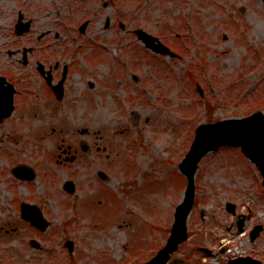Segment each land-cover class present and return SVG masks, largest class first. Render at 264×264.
Listing matches in <instances>:
<instances>
[{
	"label": "rangeland",
	"instance_id": "1",
	"mask_svg": "<svg viewBox=\"0 0 264 264\" xmlns=\"http://www.w3.org/2000/svg\"><path fill=\"white\" fill-rule=\"evenodd\" d=\"M200 7L196 13L184 11V28L171 29L170 45L181 57L163 59V65L135 46L126 51L122 43L102 45L97 28L86 35L64 30L70 39L58 41L54 52L64 51L76 65L64 100L57 102L37 87L21 89L12 119L24 113L20 120L29 119L26 128L31 123L20 132L19 146L11 136L15 125L0 124V264H142L164 245L186 183L179 161L195 127L264 112V3L202 0ZM95 50H101L100 58ZM114 51L129 57L117 59ZM135 54H140L136 60ZM136 70L144 74L140 84L130 77ZM84 127L89 131L82 135ZM72 137L92 148L85 162H56L57 145ZM9 147L14 155H5ZM14 156L37 165L34 181L6 173L19 161L11 163ZM99 170L106 179L98 177ZM66 179L76 185L73 196L62 189ZM260 184L258 170L238 147L207 153L195 172L188 239L173 257L181 264H227L232 256L250 255L264 264ZM20 199L42 206L50 221L46 231L24 232L18 225ZM227 202L234 203V214L226 210ZM239 214L247 215L244 232L236 228ZM255 224L263 229L251 241ZM30 238L40 248L32 247ZM66 239L73 241L72 252Z\"/></svg>",
	"mask_w": 264,
	"mask_h": 264
},
{
	"label": "flooded vegetation",
	"instance_id": "2",
	"mask_svg": "<svg viewBox=\"0 0 264 264\" xmlns=\"http://www.w3.org/2000/svg\"><path fill=\"white\" fill-rule=\"evenodd\" d=\"M201 1L0 0V76L3 77L0 80V91L8 93L10 90L8 87L14 88L13 114L17 110L19 103L17 100L21 96V89H31L33 92L32 88L37 87L53 97L51 88L62 85L63 97L59 101L56 100L62 102L67 95L68 78L76 66L73 57L65 54L64 51L54 52L58 41L68 43L70 39L68 35H65L64 30L70 32L76 30L78 34L86 35L88 29L97 28L101 33L102 45L122 43L126 51L135 46L136 49L147 51L150 57L161 60L159 63L163 65L165 63L163 59H169V57L146 48L139 39L138 30L146 32L152 38H157L160 43L173 49L170 45L171 29L184 28L186 24L184 11L189 9L196 13L194 9H201ZM244 10V7L239 9L241 13ZM229 13L232 16L233 11ZM32 30L35 31L32 32ZM174 35L176 38H181V33H174ZM222 37L226 38L227 35L222 34ZM71 39H74V36ZM152 41L158 43L154 39ZM110 54L120 60L129 57L126 52L120 55L114 51ZM139 55H133L134 60L138 59ZM115 71L120 72L121 69H115ZM28 115L30 116L29 112ZM10 116L4 118L0 124L8 122ZM22 116L25 118L23 113L19 115V120ZM21 122L18 128L13 127V134L10 133L11 136L17 137L14 139L17 143L23 135L20 132L24 122ZM23 129L26 130V127ZM70 139L71 142L58 146L57 162H85L84 154L92 151V148H89L88 144L76 142L74 138ZM79 143L81 147L86 146V149L77 148ZM6 150V154L9 153V150ZM15 164L24 163L16 162ZM25 224L28 228L32 227L28 225V222Z\"/></svg>",
	"mask_w": 264,
	"mask_h": 264
},
{
	"label": "water",
	"instance_id": "3",
	"mask_svg": "<svg viewBox=\"0 0 264 264\" xmlns=\"http://www.w3.org/2000/svg\"><path fill=\"white\" fill-rule=\"evenodd\" d=\"M140 32L147 45V39L150 41L148 35ZM152 45V43H151ZM159 52L170 53L172 56L174 53L168 48L160 45ZM199 92L202 90L198 87ZM10 112L7 111L6 115ZM222 145L227 146H239L242 153L245 154L255 164L262 176V184L264 188V114L262 111L251 112L250 115L245 117H232L214 121L211 123H201L195 129L194 139L189 147V151L180 162V170L186 175L187 186L184 191L183 201L179 203L175 209L174 222L171 228V234L167 240L165 246L160 249L157 254L144 264H167L171 256V252L175 251L180 241H183L187 237L186 230V218L192 207L194 200V174L197 169V164L202 155L207 152L217 149ZM17 173L21 176L28 174L27 169H16ZM28 176V175H27ZM32 177V175H30ZM65 188L72 191V183L70 181L64 183ZM233 206L228 204L227 209L232 210ZM24 216L29 219L32 224L40 228L45 229L47 222L41 216L38 209L34 207L22 208ZM239 230H242V224L238 226ZM262 229L261 225L255 226L251 231V239H254L259 231ZM35 244L34 241H32ZM66 245L71 249V243ZM178 260L172 261L170 264H176ZM229 264H261L259 259H254L250 256L237 257L229 260Z\"/></svg>",
	"mask_w": 264,
	"mask_h": 264
}]
</instances>
